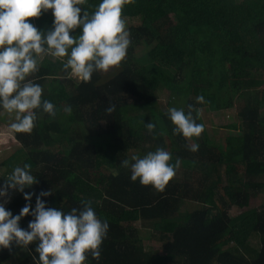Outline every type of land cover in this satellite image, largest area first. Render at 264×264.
<instances>
[{
    "label": "trees",
    "instance_id": "trees-1",
    "mask_svg": "<svg viewBox=\"0 0 264 264\" xmlns=\"http://www.w3.org/2000/svg\"><path fill=\"white\" fill-rule=\"evenodd\" d=\"M101 2L81 7L92 13ZM123 16L137 22L127 25V58L111 75L103 79L98 71L85 83L70 78L60 59L46 56L27 78L43 87V99L58 111L51 117L37 110L31 133L12 130L18 148L5 159L8 174L0 186L16 166L30 164L39 181L24 190L34 193L32 208L42 190L52 191L41 197L46 207L65 213L91 200L109 229L100 258L89 254L85 264H264V203L250 208L264 189L255 182L264 177V0H135ZM29 20L46 32L54 17L47 11ZM79 34V28L70 33ZM165 92L168 108L161 110ZM200 96L208 112L237 113L227 129L238 135L228 136L221 149L203 131L191 138L199 145L191 151L166 114L170 107L187 112L192 97ZM111 105L115 110L108 113ZM197 110L193 106L192 114L200 123ZM5 112L0 106V121ZM150 121L153 133L146 128ZM158 147L172 154L171 163L179 159L191 168L163 192L132 181L130 167L121 165L128 152L143 156ZM26 203L17 191L6 209L17 215ZM232 209L238 214L230 216ZM32 219L22 217L20 226L27 229ZM148 226L153 250L139 240L138 229ZM252 235L259 249L247 245ZM35 248H0V264L17 256L15 264H41Z\"/></svg>",
    "mask_w": 264,
    "mask_h": 264
},
{
    "label": "clouds",
    "instance_id": "clouds-1",
    "mask_svg": "<svg viewBox=\"0 0 264 264\" xmlns=\"http://www.w3.org/2000/svg\"><path fill=\"white\" fill-rule=\"evenodd\" d=\"M134 2L102 0L94 12L89 13L81 7L87 0H0V106L9 114H16L12 130L31 133L38 120L37 110L51 117L57 115V106L43 99V87L27 79L39 71L40 57L60 59L70 78L85 83L91 81L95 72H108L121 65L131 44L123 8ZM49 9L54 17L53 26L45 32L29 18H39ZM78 28V36L70 35ZM198 101L205 102L204 97H198ZM63 110L68 115L72 113L71 106ZM114 110L115 105L106 109L108 113ZM192 112V105L188 106L187 112L176 107L167 110L175 134H182L186 139L200 137L204 125L196 122ZM146 128L153 133L156 124L150 121ZM198 148V144L190 146L191 151ZM171 160L172 154L158 147L143 157L132 156V162L125 159L121 165L130 167L132 181L139 179L140 184L151 185L163 192L180 167L179 159L174 164ZM37 183L31 165L24 164L23 167L16 166L5 184L0 186V197H8L9 189H12L24 193L28 201L17 215L6 209V201L0 202V248L11 249L13 243L27 248L36 243L35 251L41 264H85L89 254L98 260L109 224L97 216L92 201L82 200L81 209L73 208L65 213L59 208L46 207L41 197L50 196L52 191L42 190L32 208L34 193L24 190ZM28 215L33 219L25 229L20 226V221Z\"/></svg>",
    "mask_w": 264,
    "mask_h": 264
},
{
    "label": "rangeland",
    "instance_id": "rangeland-1",
    "mask_svg": "<svg viewBox=\"0 0 264 264\" xmlns=\"http://www.w3.org/2000/svg\"><path fill=\"white\" fill-rule=\"evenodd\" d=\"M48 12L52 13V10L49 9ZM136 20H127V25L129 24H136ZM46 57V56H43ZM43 57H40L39 59H43ZM114 68V67H113ZM113 68H111L108 72H103L101 73L102 78L104 79L105 77L111 75V73L113 72ZM76 80H79L77 78H74ZM169 101V95L167 92H165V94H161L160 98H159V106L161 110H166L167 107V103ZM192 102H193V106L197 107L198 112H199V116H200V124L204 125V132H205V136L207 137L209 143L215 147V148H219L221 149L224 145L225 139L228 138V136L230 135H238V133L235 132H231L230 130L227 129V126L235 123L237 121V113L234 109H230V110H223V112H217V113H213V112H208L206 110L205 107L200 106L202 105L201 102H199L197 99H195L194 97H192ZM261 116L264 115V108L261 109L260 111ZM2 115V114H1ZM15 113H11L9 114L8 112H5L4 114V121H0L1 124L0 126L2 127V130L0 129L1 132H3L4 130V134L5 136H7V134L9 136V140H10V145H8L6 148H4V150H2V152H0V177H2V175L7 171V167L5 165V159L7 157H9V155L11 154V152L13 151V149H17L18 148V144L17 142L15 143V139H14V134L12 132L11 129V124L13 122H15ZM3 134V133H1ZM188 142L190 143V145L192 144V140L191 139H187ZM1 143V141H0ZM9 144L8 142H5L3 145H7ZM16 146V147H15ZM139 156V157H143L141 155V153L137 152V151H131L127 153L126 158L129 159L131 161V157L132 156ZM132 162V161H131ZM190 171L191 168H189V166H184L182 163H180V167L176 170V175L173 179H181V177L183 175L186 174V172ZM5 174H8V172H6ZM3 178H0V181ZM256 183H264V177L258 179L257 181H255ZM258 192V196L255 199H252L250 201V208H254L256 206H258L261 203H264V189L261 190V192ZM17 194V190H12L9 189V195L8 197H0V202H4L5 203V207L8 205V203L11 201V198H13L14 196H16ZM230 216H235L238 214V211L236 209H232L230 211ZM138 233H139V240L141 242H143L144 248H151L152 250L155 248V246H157L154 243H151L150 239H152V236H154L155 234L152 232V227L148 226L145 228H141L138 229ZM250 248L252 249H259V240L258 237L255 235H252L249 238V242L247 244ZM20 260V257L17 256V258H13L11 259L7 264H15L16 262H18Z\"/></svg>",
    "mask_w": 264,
    "mask_h": 264
},
{
    "label": "crops",
    "instance_id": "crops-1",
    "mask_svg": "<svg viewBox=\"0 0 264 264\" xmlns=\"http://www.w3.org/2000/svg\"><path fill=\"white\" fill-rule=\"evenodd\" d=\"M1 122H0V124H1ZM0 129L2 130L1 126H0ZM1 133H3V134H1ZM7 136H9V135L7 134ZM7 136H5L4 130H3V132L0 131V141H1L0 146H2V144H4L5 142H9V137H7ZM0 152H2V150H0Z\"/></svg>",
    "mask_w": 264,
    "mask_h": 264
}]
</instances>
